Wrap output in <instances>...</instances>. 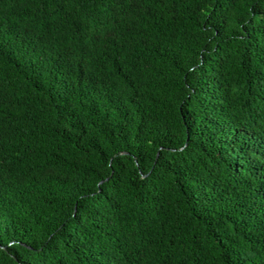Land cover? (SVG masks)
<instances>
[{"label":"trees","instance_id":"16d2710c","mask_svg":"<svg viewBox=\"0 0 264 264\" xmlns=\"http://www.w3.org/2000/svg\"><path fill=\"white\" fill-rule=\"evenodd\" d=\"M0 264H264V0H0Z\"/></svg>","mask_w":264,"mask_h":264}]
</instances>
